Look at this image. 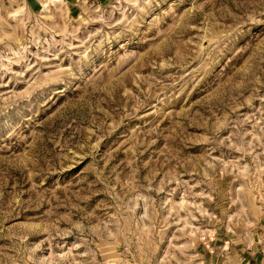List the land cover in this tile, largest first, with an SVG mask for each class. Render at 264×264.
<instances>
[{
  "label": "rangeland",
  "instance_id": "obj_1",
  "mask_svg": "<svg viewBox=\"0 0 264 264\" xmlns=\"http://www.w3.org/2000/svg\"><path fill=\"white\" fill-rule=\"evenodd\" d=\"M0 264H264V0H0Z\"/></svg>",
  "mask_w": 264,
  "mask_h": 264
},
{
  "label": "bare ground",
  "instance_id": "obj_2",
  "mask_svg": "<svg viewBox=\"0 0 264 264\" xmlns=\"http://www.w3.org/2000/svg\"><path fill=\"white\" fill-rule=\"evenodd\" d=\"M53 1H57V2H58L59 0H53ZM60 1H61V0H60ZM48 2H49V1H48ZM42 3H43V2H42ZM47 4H48V3H47ZM45 5H46V4H45ZM43 7H44V6H43Z\"/></svg>",
  "mask_w": 264,
  "mask_h": 264
}]
</instances>
